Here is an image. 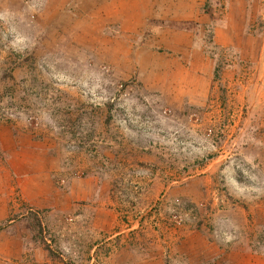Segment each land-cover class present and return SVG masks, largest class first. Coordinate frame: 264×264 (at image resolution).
Returning a JSON list of instances; mask_svg holds the SVG:
<instances>
[{
	"label": "rangeland",
	"instance_id": "374dc122",
	"mask_svg": "<svg viewBox=\"0 0 264 264\" xmlns=\"http://www.w3.org/2000/svg\"><path fill=\"white\" fill-rule=\"evenodd\" d=\"M7 13L0 0V157L35 154L53 165V186L10 178L0 232L23 238L15 257L0 245V264H222L227 233L242 231L225 229L226 212L214 210L226 203L198 177H183L209 155L183 140L196 112L179 117L144 82L105 67L102 39L44 51L37 30Z\"/></svg>",
	"mask_w": 264,
	"mask_h": 264
},
{
	"label": "crops",
	"instance_id": "0c3cea01",
	"mask_svg": "<svg viewBox=\"0 0 264 264\" xmlns=\"http://www.w3.org/2000/svg\"><path fill=\"white\" fill-rule=\"evenodd\" d=\"M5 10L37 30L44 51L67 41L69 54L76 39H102L105 67L144 82L179 117L196 112L183 140L209 155L183 177H198L203 194L226 203L214 210L226 212L225 229L242 231L227 233L222 264H264V0H2ZM31 156L0 157V220L12 210L11 177L53 186V165ZM223 179L232 190H220ZM19 238L0 232L4 256L17 255Z\"/></svg>",
	"mask_w": 264,
	"mask_h": 264
},
{
	"label": "built area",
	"instance_id": "2783aa9c",
	"mask_svg": "<svg viewBox=\"0 0 264 264\" xmlns=\"http://www.w3.org/2000/svg\"><path fill=\"white\" fill-rule=\"evenodd\" d=\"M211 133L210 134H212V131H210ZM210 134H209V136H210Z\"/></svg>",
	"mask_w": 264,
	"mask_h": 264
}]
</instances>
